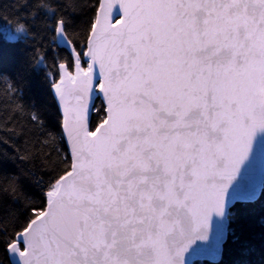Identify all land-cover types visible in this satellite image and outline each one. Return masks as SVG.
Returning a JSON list of instances; mask_svg holds the SVG:
<instances>
[{
	"label": "snow or ice",
	"instance_id": "obj_1",
	"mask_svg": "<svg viewBox=\"0 0 264 264\" xmlns=\"http://www.w3.org/2000/svg\"><path fill=\"white\" fill-rule=\"evenodd\" d=\"M0 35V264H264V0H0Z\"/></svg>",
	"mask_w": 264,
	"mask_h": 264
},
{
	"label": "trees",
	"instance_id": "obj_2",
	"mask_svg": "<svg viewBox=\"0 0 264 264\" xmlns=\"http://www.w3.org/2000/svg\"><path fill=\"white\" fill-rule=\"evenodd\" d=\"M0 48L3 49V62L2 66L4 68H10L11 67V58L14 53V48L6 42L2 35H0ZM0 87H3V85H0ZM248 215V213H246ZM252 217H253V223L257 226V230H259V224L261 220V206L257 205L253 211H252ZM2 258V256H0ZM232 260L231 251L225 253L223 256L224 264H230ZM193 264H217V262H209V261H194Z\"/></svg>",
	"mask_w": 264,
	"mask_h": 264
},
{
	"label": "water",
	"instance_id": "obj_3",
	"mask_svg": "<svg viewBox=\"0 0 264 264\" xmlns=\"http://www.w3.org/2000/svg\"><path fill=\"white\" fill-rule=\"evenodd\" d=\"M255 178H256L257 180H259V179L264 178V175H262V174L259 172V170H258V172H257ZM194 261H209V262H217L216 260H214V259L211 258L210 256H198V257L195 258ZM194 261H193V262H194Z\"/></svg>",
	"mask_w": 264,
	"mask_h": 264
}]
</instances>
